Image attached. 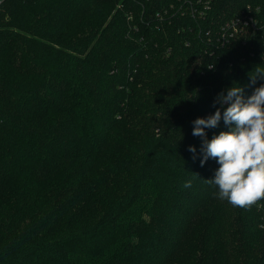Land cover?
<instances>
[{"label": "trees", "instance_id": "obj_1", "mask_svg": "<svg viewBox=\"0 0 264 264\" xmlns=\"http://www.w3.org/2000/svg\"><path fill=\"white\" fill-rule=\"evenodd\" d=\"M258 69L264 0H0V264H264L189 151Z\"/></svg>", "mask_w": 264, "mask_h": 264}, {"label": "clouds", "instance_id": "obj_2", "mask_svg": "<svg viewBox=\"0 0 264 264\" xmlns=\"http://www.w3.org/2000/svg\"><path fill=\"white\" fill-rule=\"evenodd\" d=\"M264 78L259 69L252 74L251 83ZM219 105L214 114L193 121L192 135L202 138L199 154L194 145L189 146L193 159L203 166L209 158L220 165L210 183L218 187L221 199L233 206L250 208L264 199V84L256 87L250 96L238 83L221 91L213 102ZM228 130L207 137L206 129L216 128L220 121ZM187 181L183 187H190Z\"/></svg>", "mask_w": 264, "mask_h": 264}]
</instances>
